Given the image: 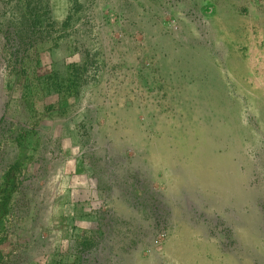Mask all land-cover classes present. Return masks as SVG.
<instances>
[{
	"label": "rangeland",
	"instance_id": "obj_1",
	"mask_svg": "<svg viewBox=\"0 0 264 264\" xmlns=\"http://www.w3.org/2000/svg\"><path fill=\"white\" fill-rule=\"evenodd\" d=\"M67 3L0 0V67L15 86L0 149L19 148L17 164L41 183L47 168L53 179L67 164L54 216L79 215L95 177L96 214L69 220L79 222L77 246H96L87 264H264V0L82 11L120 20L127 33L39 43L30 53L43 60L42 76L56 72L44 93L29 90L22 55L33 9L54 8L57 23Z\"/></svg>",
	"mask_w": 264,
	"mask_h": 264
},
{
	"label": "built area",
	"instance_id": "obj_2",
	"mask_svg": "<svg viewBox=\"0 0 264 264\" xmlns=\"http://www.w3.org/2000/svg\"><path fill=\"white\" fill-rule=\"evenodd\" d=\"M43 10L33 9L32 23L35 32L29 51L22 55L27 60L24 69L29 90L33 88L32 90L38 93L46 91V83L44 85L43 80L46 81L50 77L52 67L48 66L46 72H42L44 73L42 76L40 69L43 67V60L41 61L40 56L30 53V50H35L39 43L52 42L65 33L61 26L57 27L58 22L55 23L54 8L48 7L45 13ZM81 14L77 15L79 20L81 18L85 20ZM5 68L4 63L0 67V97L3 98L0 103V120L7 118L2 107L6 100L11 98V93L15 89L11 84L9 88L4 81ZM20 136L17 133L13 135V139L19 141ZM20 152L19 148L13 150L12 154L4 153V150L0 149V252L2 253L0 264H27L29 261H34L36 264H87L88 260H92L91 255L96 250V246L85 250L81 241H78L77 246V238L80 235L77 231L79 222L74 227L69 220L73 218L81 220L85 214H96L99 209V196L95 190V177H89L86 182L92 192L91 195L79 199L84 211L75 215L72 209L71 212L66 211L61 216H54L52 204L59 197L54 188L56 185L57 188H61L58 193L64 198L71 182L67 164L63 162L59 166L58 175L53 179L47 176V173L51 172L50 168H47L42 180L44 182L41 183L34 176L28 175L21 166L19 167L17 161ZM41 187L42 191L34 190ZM43 203L47 206L46 214H48V218L46 217L44 221L40 215L43 211ZM41 222L46 224L45 228L41 227ZM93 233L95 234L94 229Z\"/></svg>",
	"mask_w": 264,
	"mask_h": 264
},
{
	"label": "crops",
	"instance_id": "obj_3",
	"mask_svg": "<svg viewBox=\"0 0 264 264\" xmlns=\"http://www.w3.org/2000/svg\"><path fill=\"white\" fill-rule=\"evenodd\" d=\"M104 1L101 0H68V3L66 5V9H63V19H61V22L57 23V27L61 26L63 30H65L64 35L61 36V39L65 38L67 39L68 43L77 42L79 41L78 38L84 37L86 34V37H98L102 38L104 37V33H109L110 35L114 34V31L116 29L125 30V33H127L128 26L127 24H122L120 20L117 22H112L110 24V20L103 19L102 23H100L99 20L92 21L89 20V15L85 17V20L81 19H75L74 15H78V13H83L84 11H98L104 10L106 12L110 11H120V3L126 6V3H128V0H110L109 4L107 5ZM81 3V4H80ZM85 5L88 7V9H85ZM55 12V11H53ZM89 13V12H87ZM82 23V24H81ZM73 30V32H71ZM93 30V32H91ZM56 40V39H55ZM102 40V39H101ZM52 61V59H51ZM53 63V61H52ZM71 65V64H70ZM73 66V65H72ZM70 67V66H69ZM54 69L51 72V75H54ZM61 74V73H60ZM65 73H62L61 75H64ZM50 75V76H51ZM67 89V88H66ZM56 88H53L51 92H55ZM59 91H63V89H60ZM2 253L0 252V259H1ZM27 264H36L34 261H29Z\"/></svg>",
	"mask_w": 264,
	"mask_h": 264
},
{
	"label": "bare ground",
	"instance_id": "obj_4",
	"mask_svg": "<svg viewBox=\"0 0 264 264\" xmlns=\"http://www.w3.org/2000/svg\"><path fill=\"white\" fill-rule=\"evenodd\" d=\"M0 78H1V76H0ZM0 89H1V79H0ZM2 99L3 98L0 97V103L2 102Z\"/></svg>",
	"mask_w": 264,
	"mask_h": 264
}]
</instances>
